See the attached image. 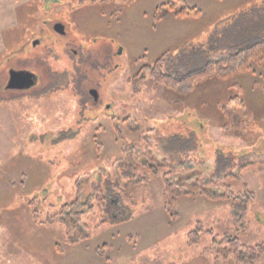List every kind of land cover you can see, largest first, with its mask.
<instances>
[{
  "label": "rangeland",
  "instance_id": "1",
  "mask_svg": "<svg viewBox=\"0 0 264 264\" xmlns=\"http://www.w3.org/2000/svg\"><path fill=\"white\" fill-rule=\"evenodd\" d=\"M51 1L18 9L0 55V264H236L217 257L215 235L264 244V67L239 78L244 108L223 107L239 90L236 75L188 94L152 76L134 81L166 50L165 70L183 76L243 40L264 38V0H57L53 12ZM48 18L64 21L68 35L48 33ZM11 68L35 72L38 83L7 88ZM64 133L73 137L59 141ZM173 135L184 139L177 150L166 148ZM220 157H233L227 167L241 170L226 181L240 195H173L170 211L165 172L147 173L145 165L196 168L186 190L211 178ZM243 159L259 163L242 169ZM129 163L147 175L131 186L136 205L119 194L133 181ZM79 188L84 213L60 215ZM255 264H264V253Z\"/></svg>",
  "mask_w": 264,
  "mask_h": 264
},
{
  "label": "trees",
  "instance_id": "2",
  "mask_svg": "<svg viewBox=\"0 0 264 264\" xmlns=\"http://www.w3.org/2000/svg\"><path fill=\"white\" fill-rule=\"evenodd\" d=\"M192 13L195 15L199 14V10L192 9ZM182 14H191L190 12H182ZM235 44V43H234ZM233 51L226 56L219 58L217 60H206L201 66L198 67L197 70L187 73L183 76H174L171 75L165 70L167 65H171V58L169 57L171 50H166L162 52L159 57L156 59L153 65H145L143 66L139 73L135 76L134 81L136 84H140L144 80H146L147 76H152L157 82L164 83L166 86L176 89L181 94H188L193 92L199 83L210 80V79H223L228 78L231 75H236L235 79H237L238 83L236 84L238 87V91L236 94L228 99V101L223 106L225 109L227 107H242L246 106V100L244 99L245 95V85L244 82L240 79L245 78L247 76H252L253 73H256L260 67H264V38H259L257 40L254 39H246L242 42L235 44L232 46ZM178 72V71H176ZM253 77V76H252ZM240 78V79H239ZM135 84V86H137ZM139 89V88H138ZM227 111V119L231 122L237 121L240 123L242 117L236 111L232 114L231 110ZM233 115V116H232ZM126 126L131 128V123L128 121H124ZM235 123V122H234ZM226 128L228 126H233L230 123L225 125ZM133 130H139V126L133 128ZM73 135L67 136L65 133L61 135L60 140H65L68 138H72ZM179 140H184L180 138L179 135H173L170 137L169 145L166 148L171 149H179L177 146ZM187 140V139H185ZM193 148L197 147V143L195 141V137L193 138ZM169 146V147H168ZM189 147L185 145V149L181 152V154H187ZM221 166L215 169L212 177L206 179L204 182L199 181L197 183V188H189L184 189V183L188 181V178L191 174L200 173L196 168H192L185 164V162H180L176 165L171 162H167L166 160L157 161L159 163L155 164L152 160H147L145 165L148 166V172L152 174L159 175L161 171H164L163 180H164V195L167 200L166 208L170 211L171 200L170 197L173 195H192L193 197H197L198 195L201 197L208 198L209 200L218 201L221 199L224 200H232L239 196V193H235L232 187L226 183L227 180H233L239 178L240 171L234 172L232 169L227 167V165H231L234 163L233 157H220ZM241 168L245 169L249 166L256 165L258 161L251 160H242ZM185 164V165H184ZM130 169L127 171L132 176V180L130 183H125L122 186L121 190H119V194L121 195L122 203H131V205H136V201L134 200L133 193L131 191V186L138 184L141 181H146L147 175L141 176L137 172L136 167H132V163H129ZM147 168V167H146ZM193 172V173H192ZM139 176V177H137ZM141 176V177H140ZM136 179H135V178ZM143 178V179H139ZM118 179V178H117ZM176 179H179L176 181ZM99 189V188H98ZM250 194V193H248ZM109 199L108 196L105 195L104 201L101 200L102 203H106V200ZM85 204L82 203L81 190L80 188L77 190L75 197L72 201H68L64 203L60 210V215H77L84 213ZM121 220V219H120ZM117 221V220H116ZM214 244L218 245V258H231L234 257L236 264H255L264 253V244L258 245H247L244 244L241 239L237 236H233L231 234H225L222 237L215 235L213 238ZM105 246V245H104ZM100 250L101 247L99 248Z\"/></svg>",
  "mask_w": 264,
  "mask_h": 264
},
{
  "label": "crops",
  "instance_id": "3",
  "mask_svg": "<svg viewBox=\"0 0 264 264\" xmlns=\"http://www.w3.org/2000/svg\"><path fill=\"white\" fill-rule=\"evenodd\" d=\"M33 0H0V55L7 50L5 34L18 23V9Z\"/></svg>",
  "mask_w": 264,
  "mask_h": 264
},
{
  "label": "water",
  "instance_id": "4",
  "mask_svg": "<svg viewBox=\"0 0 264 264\" xmlns=\"http://www.w3.org/2000/svg\"><path fill=\"white\" fill-rule=\"evenodd\" d=\"M55 30L61 34H66L65 25L63 23H57L55 25ZM34 43H37L34 42ZM36 83V78L32 72L26 70H10V77L7 84L9 89H29L33 87ZM92 95L98 99V91L96 89L91 90Z\"/></svg>",
  "mask_w": 264,
  "mask_h": 264
},
{
  "label": "flooded vegetation",
  "instance_id": "5",
  "mask_svg": "<svg viewBox=\"0 0 264 264\" xmlns=\"http://www.w3.org/2000/svg\"><path fill=\"white\" fill-rule=\"evenodd\" d=\"M48 1H50V0H48ZM56 1V4L53 6V7H50L49 5H48V10H51L52 12L54 11L53 9L54 8H56V6L59 4V3H57V0H55ZM51 2H54L53 0L51 1ZM57 13H54V15H56ZM45 23H46V26L48 27L47 28V30H48V33L50 32V30L52 29L54 32H56V33H58L56 30H55V25L57 24V23H63L64 25H65V29H66V34H64V36H66V35H68V25L64 22V21H62L61 19H59V18H48V20H46V21H44ZM59 34V33H58ZM61 35V34H60ZM37 41V43H34V42H36ZM41 41L39 40V39H34V40H32V44L35 46V45H37V44H39ZM76 52V51H75ZM11 69H14V68H11ZM10 69V70H11ZM10 70H9V73H10ZM15 70H26V71H29V72H32V71H30V70H28V69H15ZM33 74H34V76H35V78H36V83L35 84H37L38 83V81H39V77H38V75L35 73V72H32ZM9 77H10V75H9ZM9 81V80H8ZM8 84V83H7ZM7 87V86H6ZM32 88V87H31ZM31 88H29V89H31ZM14 90H28V89H14ZM91 90L92 89H90V94L92 95V93H91ZM93 98L95 99V101H98L94 96H93ZM98 99H99V94H98ZM0 262H2V261H0ZM2 264V263H1Z\"/></svg>",
  "mask_w": 264,
  "mask_h": 264
}]
</instances>
